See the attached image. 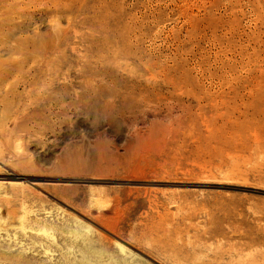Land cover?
Wrapping results in <instances>:
<instances>
[{
  "label": "rangeland",
  "instance_id": "obj_1",
  "mask_svg": "<svg viewBox=\"0 0 264 264\" xmlns=\"http://www.w3.org/2000/svg\"><path fill=\"white\" fill-rule=\"evenodd\" d=\"M0 264H264V0H0Z\"/></svg>",
  "mask_w": 264,
  "mask_h": 264
},
{
  "label": "bare ground",
  "instance_id": "obj_2",
  "mask_svg": "<svg viewBox=\"0 0 264 264\" xmlns=\"http://www.w3.org/2000/svg\"><path fill=\"white\" fill-rule=\"evenodd\" d=\"M43 3V2H42Z\"/></svg>",
  "mask_w": 264,
  "mask_h": 264
}]
</instances>
